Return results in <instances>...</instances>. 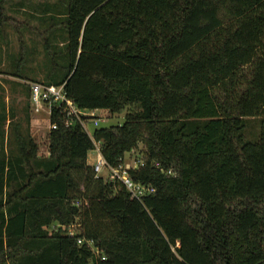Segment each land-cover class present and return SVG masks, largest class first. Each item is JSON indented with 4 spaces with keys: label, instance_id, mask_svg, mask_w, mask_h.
<instances>
[{
    "label": "trees",
    "instance_id": "trees-1",
    "mask_svg": "<svg viewBox=\"0 0 264 264\" xmlns=\"http://www.w3.org/2000/svg\"><path fill=\"white\" fill-rule=\"evenodd\" d=\"M57 1L67 63L44 83L83 110H128L90 137L53 106L47 157L16 136L0 264H264V127L244 137L264 117V0ZM94 143L111 168L142 146L128 173L153 193L97 177Z\"/></svg>",
    "mask_w": 264,
    "mask_h": 264
},
{
    "label": "rangeland",
    "instance_id": "rangeland-1",
    "mask_svg": "<svg viewBox=\"0 0 264 264\" xmlns=\"http://www.w3.org/2000/svg\"><path fill=\"white\" fill-rule=\"evenodd\" d=\"M21 5L25 7L26 13L32 12L33 16L17 13L21 12L18 9ZM64 11L65 6L57 0H3L1 3L0 132L4 138V147L2 149L0 146V156L15 153L18 134L31 135L37 144L39 157H47L49 154V119L44 112L36 113L31 109L26 84L21 80L25 72L29 76H42L40 74L51 70L58 76H63V71L56 66H65L67 63L63 54L66 35L59 23V16ZM127 110L128 108L119 115H110L106 110H95V118L87 125L89 132L120 125ZM89 112L84 111L86 115ZM245 123V139L250 142L257 141L260 129L264 127V117L245 118ZM96 157L97 150H91L87 155L88 163L93 165ZM142 157V146H139L124 155L122 165L126 168L133 167L134 162ZM101 176L106 178L108 175L104 171ZM74 227L73 230L76 229Z\"/></svg>",
    "mask_w": 264,
    "mask_h": 264
},
{
    "label": "built area",
    "instance_id": "built-area-1",
    "mask_svg": "<svg viewBox=\"0 0 264 264\" xmlns=\"http://www.w3.org/2000/svg\"><path fill=\"white\" fill-rule=\"evenodd\" d=\"M29 89V99L34 112H44L49 119L51 108L56 106L60 109L61 114L64 115L65 125L74 126L79 124L83 131L92 137L93 133L88 130V123L95 118V110H89V114L84 113L85 110L78 108L71 99H69L64 91V86L46 85L39 81L27 82ZM50 130L56 128L55 124L49 122ZM95 149L97 150V157L94 164L92 165L93 171L97 177L101 176L102 172L107 173V177L110 181L120 183L130 194L131 198L141 201L143 197L151 195L153 193L151 187L141 185L135 182L129 175L130 169H137L144 165L142 159L136 160L133 167H123L120 165L118 168L109 167L99 151V143H94ZM170 173V172H168ZM75 225H72L67 229V235L74 236L77 231L73 230ZM52 229L64 228L63 225H52ZM79 245L83 243V240L77 241ZM90 243V242H88ZM97 254V251L94 250Z\"/></svg>",
    "mask_w": 264,
    "mask_h": 264
},
{
    "label": "crops",
    "instance_id": "crops-1",
    "mask_svg": "<svg viewBox=\"0 0 264 264\" xmlns=\"http://www.w3.org/2000/svg\"><path fill=\"white\" fill-rule=\"evenodd\" d=\"M17 1H21V0H17ZM27 1H31V0H27ZM18 9H19V11H21V12H17V13H20V14H22L23 16H27V14H30L31 16H33L32 14V12L31 13H26L27 11L25 10V7L23 6V5H21V7H19L18 6ZM16 11H18V10H16ZM22 23H25L23 20H22ZM23 29V28H22ZM22 29H20V31H19V33L21 34V30ZM48 73H49V70H47V72L45 73V74H40V75H42V76H29V74H28V72H25L22 76H23V78H22V82L24 83V84H26V90H27V92H28V97H29V89H28V84H27V82H30V81H39V80H43V81H39V82H46V80H47V77H48ZM41 77V78H40ZM45 80V81H44ZM29 103H30V106H31V109L33 110V108H32V105H31V102H30V99H29ZM46 115V114H45ZM47 117V116H46ZM29 136H31L30 134H28ZM5 150L7 151V149L5 148ZM87 162H88V160H87ZM89 164V163H88ZM90 165V164H89ZM92 166V165H91Z\"/></svg>",
    "mask_w": 264,
    "mask_h": 264
}]
</instances>
